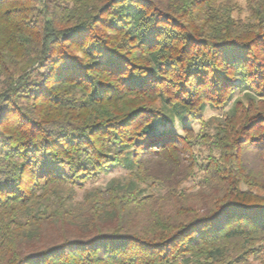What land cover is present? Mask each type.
Returning <instances> with one entry per match:
<instances>
[{"label": "trees", "instance_id": "obj_1", "mask_svg": "<svg viewBox=\"0 0 264 264\" xmlns=\"http://www.w3.org/2000/svg\"><path fill=\"white\" fill-rule=\"evenodd\" d=\"M248 4L243 21L236 0H0V264H264ZM184 163L196 194L165 169ZM118 167L128 182L79 199Z\"/></svg>", "mask_w": 264, "mask_h": 264}, {"label": "rangeland", "instance_id": "obj_2", "mask_svg": "<svg viewBox=\"0 0 264 264\" xmlns=\"http://www.w3.org/2000/svg\"><path fill=\"white\" fill-rule=\"evenodd\" d=\"M236 3H237V8L235 10V12L233 13V17L236 18V19H241L243 21H246L247 20V17L249 15L248 13V0H236ZM232 108V105H229L227 106L226 108H224L223 110H216V109H212V108H209L207 107L204 112H203V117L205 118V120H210L214 117H221L224 112H227L228 110H230ZM190 125V127L192 129H194L196 132L199 131L200 129V126L198 124V122H193V123H188ZM173 129L178 133V134H181V135H184V124L176 121L175 124L173 125ZM205 149H197L196 150V154L198 155V159L200 160L203 155H205L206 153H202ZM186 163H184V165H181L180 168H177V169H167V172L169 174H171V176H173L174 174V177H175V183H179L178 181L180 180L181 182L185 181L186 178H187V168H186ZM157 171V169H156ZM129 170L126 169V168H121V167H118L116 168L114 171H112L111 173H108L104 176H102L98 181L96 182H89L85 189L84 190H81L79 191L80 192V196H79V199H81L83 193L85 190H89V189H92V188H95V187H101L102 189H105L108 184L110 182H112L114 179H120L121 182L124 184L126 182H128L130 180V174H129ZM177 180V181H176ZM195 184L193 181H185L181 184V188H185V189H188V192H191V193H195L197 191L195 190H192V185ZM142 186V185H141ZM143 187V186H142ZM148 192V191H147ZM166 192V191H165ZM164 192V193H165ZM196 203H199V202H196ZM201 204V202H200Z\"/></svg>", "mask_w": 264, "mask_h": 264}]
</instances>
